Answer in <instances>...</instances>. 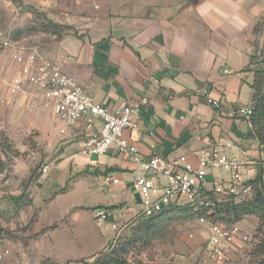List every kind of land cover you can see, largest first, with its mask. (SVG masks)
Returning <instances> with one entry per match:
<instances>
[{"label":"crops","instance_id":"obj_1","mask_svg":"<svg viewBox=\"0 0 264 264\" xmlns=\"http://www.w3.org/2000/svg\"><path fill=\"white\" fill-rule=\"evenodd\" d=\"M97 6L94 13L58 22L73 26L78 35H62L44 55L111 111L147 98L124 130L141 156L184 154L195 161L193 152L210 142H234L256 153L254 131L229 112L247 106L253 94L251 41L264 16V0H99ZM200 87L219 108L197 91ZM61 126L73 141L65 153L78 166L97 169L98 177L111 169L120 178L105 202L139 207L138 195L127 187L136 170L132 159L114 146L85 155L80 151L84 121Z\"/></svg>","mask_w":264,"mask_h":264},{"label":"rangeland","instance_id":"obj_2","mask_svg":"<svg viewBox=\"0 0 264 264\" xmlns=\"http://www.w3.org/2000/svg\"><path fill=\"white\" fill-rule=\"evenodd\" d=\"M98 1L0 0V29L11 40L45 54L64 33L45 30L44 16L64 22L71 14L96 12ZM251 50L259 67L264 16L253 27ZM15 71L10 53L0 51V230L10 264H89L109 251L116 238H132L126 264H247L253 259L255 242L238 245L221 263L208 260L205 228L186 208L154 216L147 230L136 217L137 205L105 202L111 191L99 189L98 172L78 166L65 153L73 141L61 122L41 100L9 95L7 82ZM258 176L264 177V168H255L253 178ZM97 207L112 211L119 234L109 222H96ZM237 223L257 241L262 237L255 230V215Z\"/></svg>","mask_w":264,"mask_h":264},{"label":"built area","instance_id":"obj_3","mask_svg":"<svg viewBox=\"0 0 264 264\" xmlns=\"http://www.w3.org/2000/svg\"><path fill=\"white\" fill-rule=\"evenodd\" d=\"M0 51L9 52L16 66L7 82L9 95H30L41 100L65 127L83 120L87 134L81 153L103 154L114 146L132 159L136 170L127 181V187L138 195L140 214L153 216L171 207L188 205L205 228L204 255L216 263L223 262L238 245L256 241L255 236L237 222L214 221L211 214L221 199L242 200L251 196L255 168H264V149L258 147L253 155L234 142H210L206 148L193 152L195 161L184 154L171 158L154 153L144 158L124 137V130L133 125L147 98L142 97L111 111L95 103L74 77L65 73L58 62L46 57L38 47L13 41L1 29ZM224 71L229 72L228 69ZM197 91L205 95L212 106L220 107L219 101L209 96L206 87ZM229 114L244 118L250 126L251 110L248 106L234 108ZM119 182L117 174L104 173L99 177V189L107 190ZM93 216L98 224L109 222L119 234V228L111 219V210L97 207ZM9 258L10 250L0 230V264H10Z\"/></svg>","mask_w":264,"mask_h":264},{"label":"trees","instance_id":"obj_4","mask_svg":"<svg viewBox=\"0 0 264 264\" xmlns=\"http://www.w3.org/2000/svg\"><path fill=\"white\" fill-rule=\"evenodd\" d=\"M44 18L46 20L45 24H43L45 30H51L54 34L71 33L73 35H78L77 30L73 26L55 22L46 16H44ZM250 63H255L254 56L251 57L249 64ZM253 72L254 80L251 84L253 94L247 105L251 110L249 122L250 127L255 133L259 148L264 149V58L261 60L259 67H255L254 64ZM245 122L247 123L246 120ZM93 171L98 172L97 169ZM108 172H112V170L104 171V173ZM252 182L253 190L250 197L242 200L221 199L216 203L211 214V219L214 221L225 220V224H230L236 223L245 215H255L258 218V225L255 230L257 233H260L262 237L258 241H255L252 249L253 259L247 264H264V177H255ZM63 189L64 187L60 189L59 192ZM178 208H186L196 218L195 213L186 204L171 207L168 211L163 213ZM154 216L156 215L144 216L140 213L136 215L137 219L141 220L140 225L147 230L152 229L154 225ZM131 239L132 238H123L118 240V238H116L115 244L109 251L103 252L101 256L96 257L89 264H126V256L134 245Z\"/></svg>","mask_w":264,"mask_h":264}]
</instances>
